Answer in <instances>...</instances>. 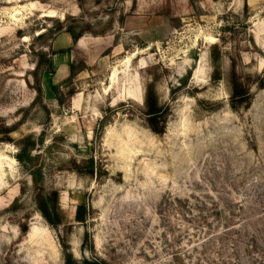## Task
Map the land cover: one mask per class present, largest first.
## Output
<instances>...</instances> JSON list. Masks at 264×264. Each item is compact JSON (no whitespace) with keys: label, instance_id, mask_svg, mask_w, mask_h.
Here are the masks:
<instances>
[{"label":"rangeland","instance_id":"obj_1","mask_svg":"<svg viewBox=\"0 0 264 264\" xmlns=\"http://www.w3.org/2000/svg\"><path fill=\"white\" fill-rule=\"evenodd\" d=\"M234 73L250 98L235 112ZM150 83L162 135L143 115ZM32 143L38 183L17 159ZM66 252L264 264V0H0V264Z\"/></svg>","mask_w":264,"mask_h":264},{"label":"trees","instance_id":"obj_2","mask_svg":"<svg viewBox=\"0 0 264 264\" xmlns=\"http://www.w3.org/2000/svg\"><path fill=\"white\" fill-rule=\"evenodd\" d=\"M67 33L70 34L72 40L74 43H77L79 41L80 35L77 34L73 30H67ZM213 59V66H214V73H213V78L212 80L215 82L220 80V72L218 65L216 64L217 58L212 57ZM49 69L50 71L53 70V62L52 60H49L48 62ZM48 70V73H51ZM74 68L72 67V75L74 74ZM54 90L57 91V87H54ZM39 95L42 94V86L39 83V87L37 89ZM249 92L247 88L244 87L242 84L241 80L237 78L235 73L231 76L230 80V101H229V107L230 109L235 112L238 110L239 107H244L247 108L248 105L250 104L249 102ZM144 112L143 115L145 117V123L147 128L152 131L154 134L157 135H162L165 132V124H166V119H167V111H168V106L163 107L158 104L157 96L154 90V85L153 83H150L146 86L145 92H144ZM27 141H30L31 138L28 137ZM40 142L42 141V138H40ZM35 144H25L23 145L20 154L17 156V159L19 162H21L26 168L30 170V175L33 177V180L35 183H38V179L42 178V173L41 170H36L33 169L30 164L34 161V158L30 157V153L34 150ZM90 174L93 173V162L90 160ZM55 196L57 194L55 193ZM169 200V198L167 199ZM51 211L48 207L45 206L41 210L42 215L44 218L50 223L51 226H61L63 225V217L56 213L57 210ZM85 206L83 204L79 205L77 208V213H76V221L83 223L84 222V216H85ZM56 213L57 220H54V215ZM64 243V240L62 241ZM67 244H63V246L66 248ZM67 249V248H66ZM68 251V250H67ZM65 264H79L72 256L71 253L66 252L65 254Z\"/></svg>","mask_w":264,"mask_h":264},{"label":"bare ground","instance_id":"obj_3","mask_svg":"<svg viewBox=\"0 0 264 264\" xmlns=\"http://www.w3.org/2000/svg\"><path fill=\"white\" fill-rule=\"evenodd\" d=\"M206 35H208V34H206ZM210 35V34H209ZM210 37V36H209ZM209 37H207V38H209ZM196 46V45H195ZM187 52V51H186Z\"/></svg>","mask_w":264,"mask_h":264},{"label":"crops","instance_id":"obj_4","mask_svg":"<svg viewBox=\"0 0 264 264\" xmlns=\"http://www.w3.org/2000/svg\"><path fill=\"white\" fill-rule=\"evenodd\" d=\"M72 39V38H71ZM73 41V40H72Z\"/></svg>","mask_w":264,"mask_h":264}]
</instances>
